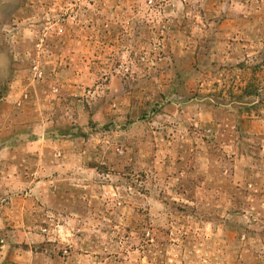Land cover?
I'll list each match as a JSON object with an SVG mask.
<instances>
[{
	"label": "rangeland",
	"instance_id": "1",
	"mask_svg": "<svg viewBox=\"0 0 264 264\" xmlns=\"http://www.w3.org/2000/svg\"><path fill=\"white\" fill-rule=\"evenodd\" d=\"M7 240L264 264V0H0Z\"/></svg>",
	"mask_w": 264,
	"mask_h": 264
},
{
	"label": "crops",
	"instance_id": "2",
	"mask_svg": "<svg viewBox=\"0 0 264 264\" xmlns=\"http://www.w3.org/2000/svg\"><path fill=\"white\" fill-rule=\"evenodd\" d=\"M15 238V234H13ZM19 245L20 241L11 243L9 240L0 246V264H48L49 258H45L44 252H35L32 245ZM43 255L45 257H43ZM42 256V257H41ZM68 264V263H67Z\"/></svg>",
	"mask_w": 264,
	"mask_h": 264
}]
</instances>
